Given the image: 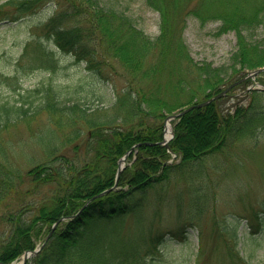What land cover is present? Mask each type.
Masks as SVG:
<instances>
[{"label":"trees","instance_id":"1","mask_svg":"<svg viewBox=\"0 0 264 264\" xmlns=\"http://www.w3.org/2000/svg\"><path fill=\"white\" fill-rule=\"evenodd\" d=\"M36 2L6 0L0 3V12L4 5H11L22 16L32 11ZM62 2L73 12L87 8L80 0H56L58 10L41 30L55 48L46 45L38 35L25 43L21 58L30 55L33 62L54 67L55 49H61L72 51L76 60L86 61L91 68L95 51L82 42L77 27L64 24L72 13L62 9ZM86 2L91 5L87 8L91 22L89 38L94 37L105 54L123 66L130 75L129 81L125 90L117 93L109 112L98 109L86 112L88 109L78 95L66 104L60 89L50 82L33 89L42 95L37 104L23 96L13 102L0 101V127L22 117L27 121L33 112L68 115L73 137L81 133L78 122H84L87 142L93 150L91 159L79 167L62 154L58 161L54 154L24 173L13 172L0 163V261L3 263L33 249L35 238L45 235L60 216L68 218L56 224L47 242L25 264L162 263L165 259L156 247L165 238L157 232L147 234L145 229L124 235L120 224L124 216L139 211L144 202L142 197L138 200L127 197L167 178L176 164L167 162L171 153L156 143L162 138L164 118L178 107L212 96L238 80L246 70L264 65V38L258 39L254 34L262 26L264 31V0H145L159 12V31L153 37L143 33L124 12L106 8L98 0ZM189 16L197 17L201 23L218 22L216 35L235 32L236 49L228 63L213 65L194 60L182 36ZM151 51H155L153 60L149 56ZM258 93L251 89V101L232 110L221 105L223 96L171 120L173 137L169 148L179 163L213 155L228 142L248 134L256 135L264 129V105L258 102ZM137 143L120 172L118 188L91 198L113 184L117 160ZM24 177L26 182L21 184L19 181ZM20 184L22 188H18ZM48 184H53L49 195L37 202L24 201L35 189ZM18 200L23 202L13 209L11 204Z\"/></svg>","mask_w":264,"mask_h":264},{"label":"rangeland","instance_id":"2","mask_svg":"<svg viewBox=\"0 0 264 264\" xmlns=\"http://www.w3.org/2000/svg\"><path fill=\"white\" fill-rule=\"evenodd\" d=\"M80 1L90 9L86 0ZM98 1L106 8L124 12L148 36L158 33L159 12L145 0ZM61 7L72 13L64 24L77 27L82 42L94 49L92 67L84 60H76L72 51L61 49H55L54 67L33 62L30 55L21 58L25 43L38 35L46 45L54 47L41 30L58 10L56 0H38L35 8L22 16L11 5H4L0 12V16H5L0 19V101L13 102L23 96L37 104L42 95L33 89L50 82L60 89L66 104L78 95L88 109L86 112L95 109L109 112L117 93L125 90L130 75L115 58L105 54L94 37L89 38L91 22L87 8L73 12L64 2ZM217 25L215 21L201 23L197 17H187L182 36L194 60L213 65L229 62L236 49V35L234 31L216 35ZM254 32L256 38H264L263 26ZM149 56L153 60L155 51ZM258 83L264 85V71L231 89L221 105L232 110L236 105L248 104L251 101L248 87L259 91L258 102L264 105V89L258 88ZM29 116L27 121L22 117L0 127L3 167L24 173L54 154L57 161L62 154L76 167L91 159L93 150L87 142L88 130L83 121L77 124L81 133L73 137L68 115L50 116L41 111ZM167 123L172 128L170 120ZM170 163L177 165L170 168L167 178L127 197L130 200L142 197L144 202L134 215L123 217L120 231L125 235L145 229L147 234L157 232L165 238L163 244V240L156 242L160 257L165 259L160 264H264V129L228 142L221 151L202 159L183 164L175 158ZM19 182L23 184L26 178ZM52 187L53 184H48L37 188L24 201L37 202L49 195ZM22 202L18 200L11 207L14 209ZM42 237L40 234L35 238V243ZM19 261L20 257L13 260L14 264Z\"/></svg>","mask_w":264,"mask_h":264},{"label":"water","instance_id":"3","mask_svg":"<svg viewBox=\"0 0 264 264\" xmlns=\"http://www.w3.org/2000/svg\"><path fill=\"white\" fill-rule=\"evenodd\" d=\"M262 70H264V66L258 67V68H256V69H254V70L248 72L245 76H243L242 78H240V79L237 80L236 82L231 83L230 85H228L225 89L221 90L220 92L214 94L213 96H211V97H209V98H207V99H205V100H202V101H199V102L192 103V104H190V105H188V106H186V107L180 109L179 111L170 114V115L168 116V118H175V117H178V116L184 114L185 112H187L188 110H190V109H192V108H194V107H198V106H201V105H205V104H207L208 102L212 101L213 99H216V98L221 97V96L224 95V94L226 93V91H227L231 86H233L234 84H236V83H238V82L244 80V79L247 78V77H253V76H255L258 72H260V71H262ZM263 88H264V86H263ZM166 130H167V129H166L165 125H164V129H163V131L165 132ZM168 140H169L168 138L163 137V139L160 141V143H162V144H164L166 147H168ZM133 148H134V146L131 147V149H133ZM131 149H129V150H128V151H127V152H126V153H125L120 159H119V161H118V166H117V169H116V174H115V175H116V179H115L114 183H113L109 188H106V189L100 191L97 195H102L103 193H105V192H107V191H109V190H111V189H114V188L117 186V181H118L119 173H120V171H121V169H122V167H123V163H122V162L124 161V159L126 158L127 154L130 152ZM60 219H62V218H59V220H60ZM56 222H57V221H55V222L53 223L51 229H50L49 232L46 234V236L44 237L43 242L39 245V247H37V248H35V249H32V250H26V251L23 252V254L21 255V261H20L18 264H23V263L25 262V260H26L27 257H29V256H31V255H34L35 253H37V251L40 250V248L44 245V243L46 242V240L49 238V236H50V234H51V232H52V229H53V228L55 227V225H56ZM1 264H3V263H1Z\"/></svg>","mask_w":264,"mask_h":264},{"label":"bare ground","instance_id":"4","mask_svg":"<svg viewBox=\"0 0 264 264\" xmlns=\"http://www.w3.org/2000/svg\"><path fill=\"white\" fill-rule=\"evenodd\" d=\"M170 134V130H169V125L167 126V131H166V135L165 136H169Z\"/></svg>","mask_w":264,"mask_h":264}]
</instances>
